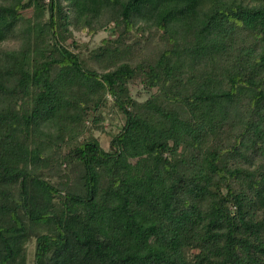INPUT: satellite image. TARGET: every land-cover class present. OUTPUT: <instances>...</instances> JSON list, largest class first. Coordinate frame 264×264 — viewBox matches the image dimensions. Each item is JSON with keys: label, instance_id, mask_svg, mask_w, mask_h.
<instances>
[{"label": "trees", "instance_id": "16d2710c", "mask_svg": "<svg viewBox=\"0 0 264 264\" xmlns=\"http://www.w3.org/2000/svg\"><path fill=\"white\" fill-rule=\"evenodd\" d=\"M29 245L264 264V0H0V264Z\"/></svg>", "mask_w": 264, "mask_h": 264}, {"label": "rangeland", "instance_id": "374dc122", "mask_svg": "<svg viewBox=\"0 0 264 264\" xmlns=\"http://www.w3.org/2000/svg\"><path fill=\"white\" fill-rule=\"evenodd\" d=\"M110 30L111 29L108 28L106 31L100 32L95 37H93V39H90L85 34H78L77 39L80 42H90L91 48H95L99 45L100 40H102L103 38L110 35ZM138 90L139 89L136 87L131 88L132 95L134 97L137 96V93L139 92ZM143 99H145L144 95L139 97V100H143ZM105 110H104V114H103V121L100 123L98 129L92 131V134L99 140L101 146L104 147L105 149H107L109 141H110L111 137L113 136V134H115L118 126L120 125L121 120H120L119 116L108 111L109 109L108 110L105 109ZM33 249H34L33 245L28 246V250H27L28 264H32Z\"/></svg>", "mask_w": 264, "mask_h": 264}]
</instances>
